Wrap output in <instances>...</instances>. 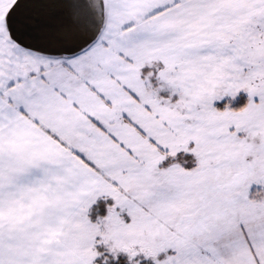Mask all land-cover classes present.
Here are the masks:
<instances>
[{
  "label": "snow or ice",
  "instance_id": "6c2138e0",
  "mask_svg": "<svg viewBox=\"0 0 264 264\" xmlns=\"http://www.w3.org/2000/svg\"><path fill=\"white\" fill-rule=\"evenodd\" d=\"M0 264H264V0H0Z\"/></svg>",
  "mask_w": 264,
  "mask_h": 264
}]
</instances>
